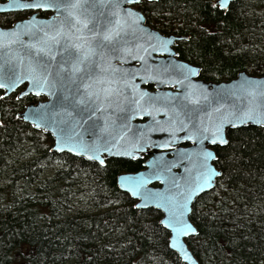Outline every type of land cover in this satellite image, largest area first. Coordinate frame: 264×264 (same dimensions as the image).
Segmentation results:
<instances>
[{
  "label": "snow or ice",
  "instance_id": "1",
  "mask_svg": "<svg viewBox=\"0 0 264 264\" xmlns=\"http://www.w3.org/2000/svg\"><path fill=\"white\" fill-rule=\"evenodd\" d=\"M234 3L194 0L192 15L202 23L193 27L209 36L218 35L223 23L220 17L230 14ZM165 6L162 0L0 2V13L5 16L0 38H8L6 43L0 41V48L6 49L0 55V134L17 126L32 129L27 134L35 141L32 152L41 153L32 161L36 165L33 172L54 166L55 174H60L86 164L90 171L107 175L113 161L138 160L145 151L153 150V164L146 171L121 173L113 177L111 186L105 185L114 197H107V204L125 213L122 219L126 224L140 222L144 229L141 238L154 246L134 264L145 260L202 264L198 252L190 247V241L199 236L196 222L201 215H208L197 205L219 195L218 181L233 163L229 154L235 147L233 131L250 123L264 126V91L258 93L257 82L245 79L249 87L242 85L240 93L223 89L194 98L191 78L211 70L213 61L207 53L192 51L197 59L180 62L177 49L193 38L184 30L185 21L172 28L177 14L165 12ZM167 6L175 7L171 0ZM9 16L15 17L14 23ZM150 20L167 21V27L155 28ZM142 35L148 36L147 47L138 42ZM154 53L165 54V63L153 67ZM205 62L207 67H202ZM173 73L180 77L175 84L182 86V91L171 96L170 107L159 108L152 86L171 83ZM229 98L230 104L220 103ZM201 100L206 108L191 107ZM213 103L219 106L213 107ZM113 108L120 113L117 120L102 119ZM159 112L167 116L166 123L156 119ZM213 113L220 114L214 117ZM145 115L150 120L121 150L123 134L131 131V119ZM157 133L165 138H153ZM181 141H193L194 151H182L177 147ZM168 153H173L176 164L168 160ZM177 165L184 167L185 176L178 178L172 172ZM55 174L48 179H54ZM153 181L165 187L150 188ZM125 203L127 208L122 207ZM130 211L135 215H129ZM84 226L92 228L90 221H84ZM27 234L25 225L13 229L9 239H23ZM230 243L239 240L231 238ZM136 251L139 247H134L133 254ZM158 252L163 255L158 257ZM92 259L87 256L89 262Z\"/></svg>",
  "mask_w": 264,
  "mask_h": 264
},
{
  "label": "trees",
  "instance_id": "2",
  "mask_svg": "<svg viewBox=\"0 0 264 264\" xmlns=\"http://www.w3.org/2000/svg\"><path fill=\"white\" fill-rule=\"evenodd\" d=\"M162 2L165 12L177 14L172 28L185 21L184 30L193 38L177 49L180 58L197 59L192 51L211 56L212 68L201 77L230 80L243 69L264 74V0H235L231 13L220 17L223 23L216 36L193 27L202 23L192 15L196 11L194 0H171L175 5L171 8L167 6L169 0ZM8 19L15 21L12 16ZM4 23L5 16L0 13V25ZM149 23L165 28L168 22ZM201 66L207 67L206 62ZM31 132L30 127L17 126L0 134V264H134L146 251H152L154 246L140 236L144 232L140 222L126 224L122 219L125 213L107 204V197H114L105 188L119 173L142 169L146 157L117 159L107 175H98L81 164L75 171L55 174L54 169L45 177L51 166L32 171L36 167L32 161L41 153L32 152L35 141L27 135ZM232 135L236 137L229 153L233 163L218 181L219 195L209 197L211 203L201 200L197 205L208 215H201L196 222L199 236L190 241V247L198 252L202 264H264V126H244ZM54 174V179H48ZM80 203L83 206H78ZM129 215L135 213L130 211ZM84 221H90L92 228H86ZM25 225L28 234L23 239H9L13 229ZM83 236L88 239L80 238ZM242 236L248 239H240ZM231 238L239 243L233 245ZM134 247L139 251L133 254ZM88 255L93 257L91 262ZM144 264L153 262L145 260ZM180 264L186 263L181 260Z\"/></svg>",
  "mask_w": 264,
  "mask_h": 264
},
{
  "label": "water",
  "instance_id": "3",
  "mask_svg": "<svg viewBox=\"0 0 264 264\" xmlns=\"http://www.w3.org/2000/svg\"><path fill=\"white\" fill-rule=\"evenodd\" d=\"M0 2H6V0H0ZM7 39H8L7 37L0 38V41L6 43ZM138 42L143 47H147L148 46V36L147 35H142ZM152 42L155 43L156 42L155 39H153ZM5 51H6V49L0 48V55H2ZM140 54H143V53H140ZM165 58H166L165 54L154 53L153 54V60L156 63H155V65H153V67H159V65L164 64L165 63ZM184 61H186V60L180 58V62H184ZM173 62L175 63V60ZM150 64H151V61H150ZM136 66L138 67L139 65L137 64ZM125 67H126V65H125ZM141 74L143 75L144 73L142 72ZM179 78L180 77L178 75L173 73V77H172V82L171 83H166L164 85H160V84H154L153 85V88H152L153 96L157 100V107H159V108L170 107L169 101L171 99V96H174V95H177V94L181 93L182 86L175 84V80L179 79ZM165 79H168V78L165 77ZM191 79H192L191 87H192L193 92H194V98H198V97L203 96V95H205L207 93H213L214 91L223 90V89H230L232 91L240 93L242 85H243L244 88H248L249 87V85L244 84L245 79H250L252 81H256L257 82V85H254V86L256 87V91L258 93L261 92V91H264V74H252V73L248 72L246 69H243V70L239 71L237 76L232 78V79H230V80L213 81V80H207V79L201 77L200 75L197 76V77H192ZM165 97H167L168 99L166 100ZM44 99L46 100L47 97H45ZM210 99H211V97H210ZM231 102H232L231 98L220 101V103H223L225 105L230 104ZM218 106H219L218 104L213 103V107H218ZM191 107L206 108V104H205V102L203 100H201L200 104L198 106L197 105H193ZM225 112H226V109H221V113H225ZM219 114L220 113H213V116L215 117V116H217ZM119 116H120V113L115 108H113L111 113H105L104 116L102 117V119L104 117H108L111 120H117V117H119ZM156 119L160 120L162 123H166L167 116L165 115L164 112H159L158 114H156ZM149 120H150V118L147 117L146 115H145L144 118H141L139 116H135V117H133V119H131L130 124H129V128L131 129V131L130 132H125L123 134L124 139L121 141V144L123 145L121 150H123V148L127 147V141L132 139V134L133 133L139 134V130L143 129L145 127V124ZM248 125L261 126V125H257L256 123H250ZM248 125H246V126H248ZM158 136L161 139L165 138V137L161 136V134H159V133L153 134V138H157ZM118 147H120V145H118ZM177 147H179L182 151H187L189 153H192L194 151L193 141H181V142H179L177 144ZM145 154H147L148 157L143 162L144 167L142 169L137 170V171H124V172H121V173L135 174V173L146 171L148 166H151L153 164V150L145 151L142 154L141 158H144ZM172 157H173V153H168L167 154L168 160L172 164H176V161L173 160ZM126 159H128V158H126ZM181 162L185 166H190L187 161H183L182 160ZM172 172L175 173V175L178 178L179 177H183V176L186 175V173L184 171V167H180L179 165H177L176 167H173L172 168ZM121 173H119L118 176ZM193 175H194V172H193ZM181 183H182V181H181ZM149 187L150 188L154 187L155 189L159 190V189L165 187V185H161L159 181H153L149 185ZM185 263L186 264H191L190 261L189 262H185Z\"/></svg>",
  "mask_w": 264,
  "mask_h": 264
},
{
  "label": "rangeland",
  "instance_id": "4",
  "mask_svg": "<svg viewBox=\"0 0 264 264\" xmlns=\"http://www.w3.org/2000/svg\"><path fill=\"white\" fill-rule=\"evenodd\" d=\"M53 172H54V166H51V167L47 170V173H46V176H45V177H47V176L53 174ZM78 206H83V203H80Z\"/></svg>",
  "mask_w": 264,
  "mask_h": 264
},
{
  "label": "flooded vegetation",
  "instance_id": "5",
  "mask_svg": "<svg viewBox=\"0 0 264 264\" xmlns=\"http://www.w3.org/2000/svg\"><path fill=\"white\" fill-rule=\"evenodd\" d=\"M152 88H153V86H152ZM144 157H146V158H147V157H148V155H147V154H145V156H144ZM146 158H145V160H146ZM141 159H142V158H141ZM145 160H144V161H145Z\"/></svg>",
  "mask_w": 264,
  "mask_h": 264
}]
</instances>
